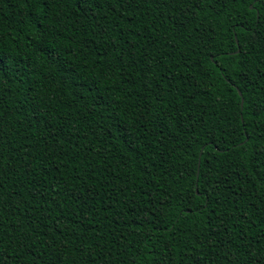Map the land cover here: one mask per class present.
<instances>
[{
	"label": "trees",
	"instance_id": "16d2710c",
	"mask_svg": "<svg viewBox=\"0 0 264 264\" xmlns=\"http://www.w3.org/2000/svg\"><path fill=\"white\" fill-rule=\"evenodd\" d=\"M0 59L3 264H264V0H0Z\"/></svg>",
	"mask_w": 264,
	"mask_h": 264
},
{
	"label": "snow or ice",
	"instance_id": "6c2138e0",
	"mask_svg": "<svg viewBox=\"0 0 264 264\" xmlns=\"http://www.w3.org/2000/svg\"><path fill=\"white\" fill-rule=\"evenodd\" d=\"M85 2H87V0H85ZM143 2H147V0H115V3L117 4L118 7H124L125 5H132V4L143 3ZM154 2H159V0H154ZM172 2L175 3L176 0H172ZM217 2H219V0H217ZM252 2L253 0H249V3H252ZM255 2L260 3V0H255ZM33 3L42 5V4H45V0H33ZM181 3L185 4L186 7H190L191 9L195 10V9H200L201 4L203 3V0H181ZM97 27L101 32L103 31V29L100 28L99 25ZM183 30H184L183 21H180L177 31L179 32ZM189 39H191V37H189ZM4 62H5L4 59H0V70L3 69ZM191 191H192L191 195L185 194L184 199L186 201H191L193 196L199 193L200 191L199 184H197V186L194 187ZM200 203L202 207H206V205L203 204L202 200ZM0 264H3L2 259H0Z\"/></svg>",
	"mask_w": 264,
	"mask_h": 264
},
{
	"label": "water",
	"instance_id": "95a60500",
	"mask_svg": "<svg viewBox=\"0 0 264 264\" xmlns=\"http://www.w3.org/2000/svg\"><path fill=\"white\" fill-rule=\"evenodd\" d=\"M237 95H238V96H240V93H239V92H237ZM241 102H242V100L240 99V106H241Z\"/></svg>",
	"mask_w": 264,
	"mask_h": 264
}]
</instances>
